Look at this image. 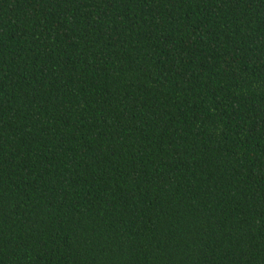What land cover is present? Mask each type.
I'll list each match as a JSON object with an SVG mask.
<instances>
[{"label": "trees", "instance_id": "16d2710c", "mask_svg": "<svg viewBox=\"0 0 264 264\" xmlns=\"http://www.w3.org/2000/svg\"><path fill=\"white\" fill-rule=\"evenodd\" d=\"M0 264H264V0H0Z\"/></svg>", "mask_w": 264, "mask_h": 264}]
</instances>
